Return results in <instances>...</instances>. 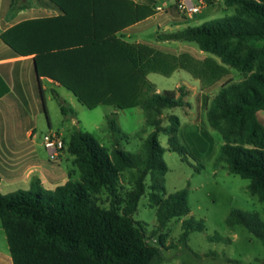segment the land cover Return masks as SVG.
Returning a JSON list of instances; mask_svg holds the SVG:
<instances>
[{"label": "trees", "instance_id": "1", "mask_svg": "<svg viewBox=\"0 0 264 264\" xmlns=\"http://www.w3.org/2000/svg\"><path fill=\"white\" fill-rule=\"evenodd\" d=\"M50 1L69 15L70 23L57 26L53 18L29 19L3 32L2 40L18 55H36L39 81L43 76L57 81L90 108L100 103H112L117 109L140 106L146 114V124L154 130L141 153L126 152L117 140L128 135L116 123L115 111L107 116L108 129L117 136L112 153L93 134L80 128L72 131L68 151L74 156L79 180L69 179L49 190L35 177L28 190L6 195L0 191V220L12 264H159L162 250L147 241L133 215L146 193L148 174L158 173L163 179L168 172L160 133L169 136L173 150L186 151L177 137L180 118L171 115L170 125L162 126L165 109L187 105L186 90L158 92L147 74L170 72L149 67L152 62H147V56L116 35L151 16L156 0H145L143 4L132 0ZM10 2L14 10L29 5L22 0ZM224 4L233 10L232 15L169 32L163 38L195 42L201 51L215 54L245 74L241 81L221 86L210 102L207 119L224 140L218 163H227L231 173L249 179L250 192L264 202V126L257 117L264 110V47L254 45L264 39V0H224ZM174 8L172 5L170 11ZM65 33L85 39L59 43ZM68 47L82 54L101 52L102 56H60ZM8 91L0 76V97ZM41 96L47 112L42 88ZM61 111L75 115L64 103ZM126 169H137L140 175L121 211L117 199L120 176ZM102 189L113 198L109 208L101 207L94 197ZM153 189L165 193L164 179ZM188 196V189L164 198L152 194L160 227H166L174 218L190 215ZM204 222L185 220L183 238L203 229ZM227 225L244 226L264 245V221L259 214L232 209Z\"/></svg>", "mask_w": 264, "mask_h": 264}, {"label": "rangeland", "instance_id": "2", "mask_svg": "<svg viewBox=\"0 0 264 264\" xmlns=\"http://www.w3.org/2000/svg\"><path fill=\"white\" fill-rule=\"evenodd\" d=\"M175 1L156 0L152 15H158L163 25L160 27V32L147 38L148 41L134 42L128 36L124 37L122 33L116 34L117 38L134 45L136 52L147 56V62H152L149 67L155 66L170 72L169 75L155 71L147 74V78L155 85L158 92L164 90L179 92L181 88L186 90L187 105L165 109L162 114L163 127L170 125L171 115H177L185 123L183 127L180 124L177 137L186 151L173 150L168 140L169 136L160 133V144L166 149L163 160L168 165V172L163 176L165 193L156 192L153 189L154 184L163 180L162 177L158 173H149L145 180L146 193L141 197L133 218L143 228L147 241L162 250L163 259L159 264H264V245L261 240L242 225L235 227L227 225V218L232 209L257 213L264 221V202L250 192L249 179L231 173L227 163H218L219 150L224 140L220 132L210 126L207 119L210 102L221 86L229 81H241L245 74L223 63L215 54L201 51L195 42L163 38L178 24L179 19L173 17L172 19L171 16L178 15L177 17L184 20V23L198 25L197 18L187 19L181 16L176 8L170 11ZM144 2L145 0H137L136 3ZM32 3L37 6L39 0H32ZM208 3L211 5L202 14L208 10L217 12L213 18H209L210 20L233 14L232 10L223 11L224 4L218 0H211ZM56 6L59 8L58 15L44 18L55 19L57 26L70 23L69 15L58 5ZM157 6L164 7V11L158 12ZM254 45L264 47V39L254 42ZM70 48L68 47L66 53H61L60 56H72L75 52H68ZM86 56L102 55L101 52L98 54L97 51H88ZM190 67L195 70L194 73L188 69ZM63 88L70 97H65L63 102L48 88L47 103H45L47 112H45L44 103L41 104V114L38 117L31 115L30 121L25 120L24 125H29L28 128L35 126L34 133L40 134L41 137L43 133L49 131L47 118L51 123L53 122L54 130L64 125L66 129L72 127L71 119L66 120L61 111V103H64L67 108L74 110L75 120L80 129L93 134L99 143L112 153L117 136L108 129L107 116L117 111L116 123L128 135L127 138L117 140L120 149L133 154L143 151L144 142L154 128L146 124V114L140 106L117 109L112 103H100L90 108L80 102L73 91L64 86ZM69 114L71 115V113L67 115ZM259 119L263 121L264 110L259 112ZM40 151L43 152L42 155L45 154L44 148L41 147ZM66 165L64 162L63 167L66 168ZM76 170L79 174L78 169ZM139 175L140 172L137 169H126L122 172L117 199L120 202L121 211L128 195L135 188ZM182 189L189 191L190 215L174 218L166 227H160L157 219L158 208L152 201V194H159L164 198ZM94 197L103 208H109L113 200L106 189H102ZM189 218L194 222L204 220V228L192 231L185 240L183 222ZM0 255L3 260L5 256L7 257V264H12L1 220Z\"/></svg>", "mask_w": 264, "mask_h": 264}, {"label": "crops", "instance_id": "3", "mask_svg": "<svg viewBox=\"0 0 264 264\" xmlns=\"http://www.w3.org/2000/svg\"><path fill=\"white\" fill-rule=\"evenodd\" d=\"M22 1L25 2L26 0ZM132 1L137 2V0ZM218 1L224 4V0ZM28 2L27 7L14 10L10 5V0H0V76L9 87V91L0 97V191L4 195L18 190L30 189L32 180L35 177L39 178L42 185L49 190L65 184L69 179H80V173L78 174L73 163L74 156L68 151V142L72 131L75 128H80L76 123L75 115H65L66 120L71 119L70 124L72 127L67 129L64 125L62 128L54 130L53 122L51 123L50 119L47 118L49 131L43 133L42 137L40 134L36 135L34 133L35 126L28 128L29 125H24L25 120L30 121L31 115L34 114L35 117H38L42 112L41 88L45 103H47L46 92L48 88L56 98L63 102L65 97L69 96L57 81L45 76L41 77V81H39L35 70V54L18 55L1 38L3 32L22 21L56 16L59 13V8L49 0H39L37 6L32 3V0ZM206 2L208 6L211 5L208 3L211 0H206ZM223 7V11L232 10L227 8L225 4ZM207 8L209 7L204 8V10H207ZM211 11L208 10V12L197 16V24L201 25L209 21V18H213L214 14H217L214 10ZM177 16H171V18L179 20L175 28L170 29V32L188 26H196L184 23L185 21L180 20ZM162 25L159 16L155 14L118 33H122L124 37L128 36L134 42L148 41V37L160 32ZM147 31L149 33H146ZM75 39L81 41L85 38L82 36H68L65 33L59 39V43H74ZM68 52H75L72 56H86V53ZM259 112L257 113L258 120L264 126V119L263 121L259 119ZM184 124L181 121V127ZM46 134H57L65 142V147L57 159H51L45 148L43 136ZM41 147L44 148V155L40 151ZM64 162L67 164L66 168L63 167ZM6 259V256L3 260L0 255V264H7Z\"/></svg>", "mask_w": 264, "mask_h": 264}, {"label": "built area", "instance_id": "4", "mask_svg": "<svg viewBox=\"0 0 264 264\" xmlns=\"http://www.w3.org/2000/svg\"><path fill=\"white\" fill-rule=\"evenodd\" d=\"M174 5L178 13L187 19L196 18L208 7L206 0H176ZM156 10L162 12L164 7L157 6ZM43 142L51 159H57L65 147V142L57 134L44 135Z\"/></svg>", "mask_w": 264, "mask_h": 264}, {"label": "water", "instance_id": "5", "mask_svg": "<svg viewBox=\"0 0 264 264\" xmlns=\"http://www.w3.org/2000/svg\"><path fill=\"white\" fill-rule=\"evenodd\" d=\"M35 68H36V66H35ZM36 70V69H35Z\"/></svg>", "mask_w": 264, "mask_h": 264}]
</instances>
